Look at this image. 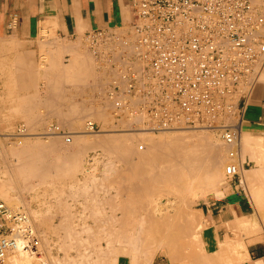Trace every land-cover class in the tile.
I'll return each mask as SVG.
<instances>
[{
	"label": "built area",
	"instance_id": "1",
	"mask_svg": "<svg viewBox=\"0 0 264 264\" xmlns=\"http://www.w3.org/2000/svg\"><path fill=\"white\" fill-rule=\"evenodd\" d=\"M85 38L106 79L109 75L106 93L117 125L155 132L219 130L228 146L226 177L243 183L250 162L241 136L264 70V11L253 0H138L126 26L101 27ZM124 44L130 48L121 50ZM86 128L101 130L93 119ZM42 133L72 140L58 123ZM30 134L26 123L14 133ZM41 244L28 211L0 196V264L16 248L39 254Z\"/></svg>",
	"mask_w": 264,
	"mask_h": 264
},
{
	"label": "bare ground",
	"instance_id": "2",
	"mask_svg": "<svg viewBox=\"0 0 264 264\" xmlns=\"http://www.w3.org/2000/svg\"><path fill=\"white\" fill-rule=\"evenodd\" d=\"M254 2L255 1H257L258 3H260L259 2V0H253ZM262 3V2H261ZM259 5V4H258ZM263 5V4H262ZM262 5H260V6H262ZM263 9V8H262ZM129 23V22H128ZM121 27L123 26V25H120ZM119 26V27H120ZM115 29V28H114ZM117 29V28H116ZM87 45V44H86ZM118 46H120L121 45V42H119L118 44H117ZM89 48V47H88ZM130 48V46L129 45H123V47H121V50H124V49H129ZM88 50V49H87ZM90 49H89V53H87V55L89 54L90 55ZM88 52V51H87ZM84 53V52H83ZM86 54V53H85ZM88 55V56H89ZM93 55V54H92ZM91 55V56H92ZM83 56V55H82ZM82 56H81V58H82ZM86 56V55H85ZM93 57V56H92ZM90 58V57H89ZM88 58V59H89ZM87 59V58H86ZM83 60V59H82ZM95 61H96V59H94ZM84 61V60H83ZM87 62V61H86ZM88 62H90V63H92V62H94V61H92V60H90L89 59V61ZM83 63H85V62H83ZM95 63V62H94ZM88 64V63H87ZM89 65V64H88ZM92 65H94V64H92ZM91 65V66H92ZM96 66V65H95ZM88 67V66H87ZM85 68V67H84ZM89 68V67H88ZM95 69V68H94ZM94 69L92 70L93 71V74H94ZM77 70V69H76ZM78 71V70H77ZM76 71V72H77ZM90 71V70H89ZM91 71V72H92ZM95 71H97L96 69H95ZM99 71H102L101 70V68H100V70ZM98 71V72H99ZM91 72H88V74L89 73H91ZM70 73V72H69ZM100 73V72H99ZM98 73V74H99ZM92 74V75H93ZM104 74V73H103ZM95 75V74H94ZM105 75V74H104ZM89 76V75H88ZM99 76V75H98ZM109 76V75H108ZM108 76H107V79H108ZM78 77V76H77ZM100 77V76H99ZM105 77H106V75H105ZM104 77V78H105ZM85 78V77H84ZM94 78V77H93ZM78 80H79V78H78ZM84 80H86V79H84ZM98 80V79H97ZM100 80V79H99ZM98 80V81H99ZM102 80H103V78H102ZM105 80H106V78H105ZM110 80V79H109ZM76 81V80H75ZM88 81V80H87ZM80 82V80L78 81V83ZM82 82H84V81H82ZM82 82H80L81 83V85H82ZM101 82V81H100ZM258 82H260V83H264V70H263V72H262V74H261V76H260V78H259V80L257 81V83ZM77 83V84H78ZM79 83V84H80ZM85 83H87V82H85ZM90 84H91V82H89ZM93 83V82H92ZM97 82H96V80H95V83H94V85L96 84ZM107 83H108V80H107ZM256 83V84H257ZM77 84H75V86L77 85ZM103 84H104V80H103ZM101 85H102V83H101ZM100 85V86H101ZM105 85H106V82H105ZM104 85V86H105ZM78 86H80V85H78ZM91 86V85H90ZM84 87V86H83ZM82 87V88H83ZM102 87V86H101ZM81 88V87H80ZM81 88V89H82ZM86 88H87V86H86ZM93 90H95V87L93 86ZM99 88V89H98ZM105 88V87H104ZM88 89V88H87ZM97 90H100V87H97L96 88ZM105 89H107V88H105ZM105 89H103V91L105 90ZM91 90H92V87H91ZM101 90H102V88H101ZM70 91V90H69ZM96 92V91H95ZM103 92L101 91V95H103V96H105V94H102ZM104 93H106V92H104ZM94 94V93H93ZM100 94H99V96H100ZM107 94V93H106ZM87 95V94H86ZM91 95V94H90ZM89 95V96H90ZM98 95V94H97ZM96 95V96H97ZM257 95V94H256ZM69 96V95H68ZM77 96H80V95H77ZM88 96V98H90ZM95 96V97H96ZM98 96V97H99ZM94 97V98H95ZM102 97V96H101ZM106 97H107V95H106ZM66 98H68V97H66ZM77 98V97H76ZM80 98V97H79ZM83 97H81V99H82ZM87 98V96H86V98H83V100L84 99H88ZM97 98V97H96ZM68 99H71V97H69ZM72 99H73V96H72ZM75 99V98H74ZM80 99V100H81ZM102 99H103V97H102ZM101 99V100H102ZM107 101H110V103H109V105L112 103L111 102V100L107 97V99H106ZM105 100V101H106ZM73 101V100H72ZM71 101V102H72ZM76 101H77V99H76ZM98 101V100H97ZM103 101H104V99H103ZM79 101H77V103H78ZM85 102V100L83 101V103ZM87 102H89V101H86V103ZM73 103V102H72ZM71 103V104H72ZM91 103H93V102H91ZM108 103H107V105H108ZM74 104V103H73ZM72 104V105H73ZM96 104V103H95ZM104 104V103H103ZM103 104H101V105H103ZM72 105H71V109L73 110V108H72ZM78 105V104H77ZM79 105H81V104H79ZM89 105H90V103H89ZM88 105V106H89ZM93 105V104H92ZM91 105V106H92ZM99 105V104H98ZM97 105V106H98ZM108 105V106H109ZM84 105H82V107H83ZM91 106L90 107H88V108H91ZM94 106V105H93ZM96 105H95V107H97ZM67 107V106H66ZM77 107V106H76ZM87 107V106H86ZM94 107V108H95ZM101 107V106H100ZM99 106L97 107V108H100ZM105 107V106H104ZM104 107H101V108H104ZM112 107H113V104H112ZM87 108V109H88ZM93 108V109H94ZM74 109H75V107H74ZM77 109V108H76ZM87 109H85V114L83 115V116H85V118L87 117V113H86V110ZM92 109V108H91ZM93 109H92V112L94 113V111H93ZM71 110V111H72ZM78 111H79V109H77ZM80 110H81V108H80ZM94 110H96V109H94ZM99 110V111H98ZM97 111L98 112H100V110H102V109H98ZM112 110H113V108H112ZM74 112H73V114H76L77 113V115H74V116H76V118H77V116H78V113H80V112H77L76 111V113H75V110H73ZM82 111H81V113H82ZM88 111H90L89 109H88ZM96 111V112H97ZM91 111H90V114H89V116L88 117H92V113ZM98 112H97V117H99L100 115L98 114ZM109 112H111V111H108L106 114H105V111L103 112L102 111V113H103V115H108L109 114ZM113 112V111H112ZM66 113V112H65ZM92 113V114H91ZM101 113V114H102ZM70 114V112H68V115ZM112 114V113H111ZM65 115V114H64ZM67 115V116H68ZM99 115V116H98ZM102 115V116H103ZM113 115V114H112ZM61 116H63V115H61ZM71 117L70 116V120H72V118H73V120H74V118L75 117ZM80 116H81V114H80ZM58 117V116H57ZM65 117V116H64ZM97 117H96V119H97ZM107 117V116H106ZM106 117H103L104 119L106 118ZM59 118V117H58ZM95 118V117H94ZM94 118H93V120H94ZM100 118V117H99ZM102 118V117H101ZM100 118V119H101ZM108 118V117H107ZM64 119V118H63ZM68 119H69V116H68ZM79 119H80V117L77 119L78 121H79ZM84 119V118H83ZM83 119H81V121L83 120ZM91 118H89V119H87L85 122H87L88 120H90ZM85 120V119H84ZM113 120H114V118H113ZM112 120V121H113ZM64 122H62V123H65V122H68L67 121V119H66V121L65 120H63ZM104 121H106V120H104ZM112 121H110V122H112ZM59 122V123H58ZM54 121V122H52V123H58V124H60V122H61V118H60V120L59 121ZM70 122V121H69ZM75 122V121H74ZM74 122H72L73 124H74ZM82 122H83V125H82ZM81 122V125L82 126H84V121H82ZM97 122H99V121H97ZM107 122H109L108 120H107ZM109 122V123H110ZM72 123H68V124H72ZM67 124V123H66ZM75 124H80L79 122L77 123V122H75ZM101 124V123H100ZM104 124V123H103ZM113 124H116V123H113ZM46 125V124H45ZM50 125V124H49ZM48 125V126H49ZM61 125V124H60ZM65 125V124H64ZM102 125V124H101ZM28 126V125H27ZM47 126V125H46ZM47 126V127H48ZM61 126H63V125H61ZM70 126V125H69ZM82 126H81V128H82ZM46 127V128H47ZM63 127H65V126H63ZM68 127V126H67ZM67 127H65V128H67ZM72 127H73V125H72ZM76 127H78L79 128V126H76ZM75 127V128H76ZM85 127V128H84ZM83 128L85 129L84 131H79V130H76V129H78V128H76L75 130H70V132H71V134H72V140L70 141V142H68V141H66L65 140V136L64 135H62V134H60V133H54V134H51V135H56V136H62V137H64V139H62V137H61V139L62 140H65V143H67L66 145H71V147L73 146V144L74 145H76L75 143H72L73 141H74V137L75 136H80V135H82V136H86V138H84L83 137V140L85 141V142H87L88 144H89V146L90 145H92L91 143H93L94 145L93 146H95L96 145V147H97V145L99 146L101 143H103V145H105L106 143H108V145H109V148L108 149H111L110 148V146H113L112 148L113 149H115V151H120L118 154L115 152V151H113V149H112V151L111 150H106V151H108V152H110V153H108V154H111V152H112V154L111 155H114L113 153L115 152L116 153V157H115V159L116 158H118V157H122V158H124V160H122L121 158V160L123 161V163H128V164H126V165H129L130 166V172L128 173V171H127V174H123V172H122V175H120V183H121V189H120V191L121 190H125V192L127 193V191L126 190H130V192L129 193H132V194H137V195H140L141 194V192H143V191H148V192H146V195L148 194H150V193H152V192H149V191H154L155 192V190H156V192H157V190L159 189V191L161 190V188H163L164 187V191H165V187L166 188H168V189H172V191L173 190H176L177 192L179 191V192H181L180 194L182 195H180V197H179V195H178V193L177 194H175V196H176V199H174L173 198V200L171 201V199L169 198V196H167L168 195V193H167V195L166 196H159L158 195V193L156 194V196H154V194H151V199L149 200V203H147L146 201H144L143 203H145L146 202V204H143L141 201H143V200H145L146 198H144V199H140L141 201L139 202H137V201H135V203L137 202L138 203V205L137 206H139V205H143L142 207L144 208V210L145 209H147L148 210V212L146 211V213H148V215H147V217H146V220L144 219V217L146 216V214H143L144 215V217H143V219H142V216H136L137 218L138 217H141L140 218V220H141V222H142V224L141 225H139L138 227H139V229L138 230H136V231H132L133 232V234L131 233V231H130V229L129 228H127L126 227V224L127 223H125V226H123V222H121L122 224H120L118 221H117V223H119V225L118 226H121L120 228H122V226H123V228H122V233H125V232H123V230L124 231H126L127 229H128V231H130V234L129 235H125V237L123 238L122 237V233L121 234H118V233H116V234H118L117 235V237H122L121 239H122V241H123V244H125V246L127 247L128 246V244L130 245V247L128 248V249H126V251H127V255H123V256H119L118 257V253H116L115 255H113V256H110V257H108V255H110V254H108V253H106L107 251L110 253V249L109 250H107L106 252H105V250L106 249H102L101 248V246L100 247H98V245H97V248L95 249V247L96 246H94V252H96V250H100L99 248H101L106 254H108L107 255V257L105 256V259L104 260H101L100 262L99 261H96L97 262V264H151L152 263V261L154 260V258H155V256L157 255V253L160 251V249L161 250H163V249H167L168 251L167 252H169L170 253V255H171V257H172V260H174L175 258H177V255L180 253V254H184V258H186L187 256H190V254L189 253H185L186 251H184L182 248H181V246H180V242L183 240V235H184V233L181 231V227H182V225H185V222H188V223H190L191 224V226H187L188 225V223H187V225H185L187 228L189 227V228H193L194 229V227L193 226H195V224H197V219H195L196 218V216H195V214L196 213H193V211L191 210V205L193 204V202L194 201H196V199H197V197L199 196V195H201V193L202 194H205L206 192H208L209 190H212V189H217V187H219L220 185H219V182H220V180H221V178L222 177H225V176H223V174L225 173L224 172V169H225V165H224V160L227 158V156H226V151H227V148H228V146L225 144V142H224V140L222 139V137H221V139L222 140H219V141H222L223 142V144L225 145V149H223V150H225V153H224V155H223V152H222V147L220 148V145L219 144H217V140L215 139V141H214V133L212 134L211 132L210 133H208V132H204L203 130H208V131H210V130H216V129H213V128H179V127H177V128H175V129H169V130H173V131H175V133H173V134H171V135H165V132H164V136H161L160 138H156V136L155 135H153V134H151V132H155V131H152V130H145V129H132V130H130V129H126V128H122L121 129V131H120V128H118L119 129V131L120 132H111V131H109V134L108 135H103L104 133L106 134V132H103L102 131V129L101 130H99V131H89V130H87V128H86V125L84 126ZM101 127V126H100ZM29 128V127H28ZM45 128V129H46ZM71 128V127H70ZM80 128V129H81ZM43 129V131L45 130L44 128H42ZM41 129V130H42ZM68 129V128H67ZM73 129H74V127H73ZM117 129V130H118ZM29 130H30V128H29ZM198 130H200L199 132H198ZM40 131V130H39ZM39 131H35V133L36 132H39ZM103 133H102V132ZM161 131H164V130H161ZM31 132V131H30ZM88 132V133H87ZM98 132H101L100 134L98 133ZM92 133V134H91ZM94 133V134H93ZM96 133H98V134H96ZM5 134V133H4ZM12 134V133H11ZM37 134V133H36ZM36 134H33V133H31L30 135H34V136H36ZM44 133H42V131H41V133H39L38 135H41V136H44L43 135ZM220 134H221V132H220ZM8 135V134H7ZM6 135V136H7ZM51 135H48V136H51ZM89 135H91V136H93L92 137V139L90 138V137H88ZM96 135H103V136H101L102 137V139H100L99 137L98 138H96L97 136ZM259 135V134H258ZM27 136H29V135H27ZM26 136V137H27ZM81 136V137H82ZM94 136H96L95 138H94ZM88 137V138H87ZM157 137H158V135H157ZM243 137H244V139H243ZM46 138V137H45ZM54 138V137H53ZM52 138V139H53ZM23 139V138H22ZM34 139V138H33ZM56 139H58L57 137H56ZM55 139V140H56ZM60 139V141L59 142H57L56 143V141L55 140H53V141H55V143L56 144H58V143H60L62 140ZM243 139V140H242ZM24 140V139H23ZM19 141L21 144H22V142H24V141ZM48 140V139H47ZM51 140V139H50ZM137 140L139 141V143L138 144H136V142H137ZM140 140H143V141H141L140 142ZM245 140V142H243ZM31 141V140H30ZM40 141V140H39ZM76 141V140H75ZM253 141H255V144L253 143V145L257 148V144H262L263 145V143H264V137H263V135L262 136H260L259 135V137L258 136H256V134L254 135V134H251V132H248L246 129H245V127H244V129H243V132H242V136H241V144H242V146L244 145L243 143H245L247 146H248V144H251V142H253ZM104 142H106V143H104ZM222 142H221V145H223L222 144ZM50 143H53V142H50ZM50 143L48 144V145H46V146H44L45 147V149H48V146L50 145ZM55 143H53L54 145H55ZM71 143V144H70ZM80 143H83V142H80ZM87 143H83V144H87ZM2 144V143H1ZM36 144V143H35ZM41 144V143H40ZM61 144V143H60ZM59 144V145H60ZM63 144V143H62ZM62 144H61V146H62ZM87 144V145H88ZM3 145V144H2ZM31 145H32V143H31ZM52 145V144H51ZM59 145H57V148H58V146ZM64 145V144H63ZM65 145V146H66ZM102 145V144H101ZM102 145V146H103ZM258 145L259 147V149H260V147H262V152H263V146L261 145ZM36 146H37V144H36ZM60 146V147H61ZM64 146V147H65ZM101 146V147H102ZM106 146V145H105ZM104 146V147H105ZM253 146V148H255ZM44 147L42 148H39V150H41V149H43L44 151H45V149H44ZM50 147V146H49ZM59 147V148H60ZM67 147V146H66ZM69 147V146H68ZM67 147V148H68ZM75 147V146H74ZM86 147V146H85ZM96 147H94V148H96ZM20 148V147H19ZM28 148V147H27ZM31 148V147H30ZM37 148V147H36ZM53 148H55V146L53 147ZM52 148V149H53ZM62 148H63V146H62ZM66 148V149H67ZM84 148V145H83V147L81 146V149L80 150H82ZM87 148V147H86ZM90 148V147H89ZM92 148V147H91ZM107 148V147H106ZM252 148V149H253ZM256 148L254 149V150H252V152L254 151V155H252L254 158H258V156L259 155H261V150L260 151H258V149H257V151H256ZM52 149H50V150H52ZM66 149H63V151H65ZM85 149V148H84ZM117 149V150H116ZM243 149H244V147L242 148V151H243ZM4 150V149H3ZM21 150V149H20ZM32 150V149H31ZM30 150V152L31 153H27L26 151H29V149L28 150H26V149H24V152H26L27 154H32V152H33V154H35V152L34 151H31ZM35 150H37V149H35ZM55 150V149H54ZM79 150V149H78ZM77 150V151H78ZM79 150V151H80ZM87 150V149H86ZM104 150V149H103ZM12 151V150H11ZM69 152H71V150H68ZM73 151V150H72ZM78 151V152H79ZM84 151V150H83ZM82 151V152H83ZM258 152V153H256V152ZM23 152V153H24ZM41 153L43 152V151H40ZM47 152V151H46ZM45 152V153H46ZM49 152V151H48ZM52 152V151H51ZM54 152V151H53ZM81 152V151H80ZM79 152V153H80ZM104 152V151H103ZM2 153V152H1ZM13 153V152H12ZM16 153V152H15ZM26 153H24L25 155H26ZM37 153V152H36ZM45 153H43V155L45 154ZM57 153V152H56ZM68 153V152H67ZM74 153L76 154V152L74 151ZM73 153V154H74ZM48 154V153H47ZM50 154V153H49ZM65 154H66V152H65ZM121 154V155H120ZM243 154H244V152H243ZM1 155H3V154H1ZM24 155V156H25ZM36 155V154H35ZM62 155V154H61ZM77 155V154H76ZM76 155H73V156H76ZM103 155V154H102ZM106 155V154H105ZM117 155H118V157H117ZM33 157H35L34 155H32ZM79 156V155H78ZM77 156V157H78ZM83 156H85V155H83ZM246 156V155H245ZM261 156H263V154L261 155ZM33 157H31V156H29V157H26L27 159L28 158H32L31 159V161L33 160ZM38 157V156H37ZM47 157H49V156H47ZM46 157V158H47ZM66 157H68V155L66 156ZM72 157V156H71ZM9 158V157H8ZM20 158V157H19ZM39 158V157H38ZM37 158V159H38ZM44 159H42V158H40V159H42V160H44L45 161V157H43ZM58 158H60V157H58ZM58 158H56V159H58ZM108 158V157H107ZM111 158V157H110ZM112 158H114V156L112 157ZM16 159H17V157H16ZM51 159V158H50ZM62 159H64V158H62ZM71 159V158H70ZM79 159V158H78ZM81 159V158H80ZM119 159V158H118ZM119 159V160H120ZM253 159V158H252ZM10 160V159H9ZM30 160V159H29ZM36 159H34L33 161L34 162H36L37 161V163H38V161H39V159L38 160H36ZM48 160V159H47ZM47 160L45 161V163H47L48 164V162H47ZM59 160V159H58ZM65 160V159H64ZM64 160L62 161V163L64 162ZM66 160H68V159H66ZM117 160V159H116ZM115 160V161H116ZM120 160V161H121ZM11 161V160H10ZM19 161H23V160H19ZM51 161V160H50ZM53 161H54V159H53ZM57 161V160H56ZM61 161V159L58 161V162H60ZM70 161V160H69ZM25 162V161H24ZM28 162H30V161H28ZM40 162H43V161H39V163ZM57 162V164H59V168H61V162L60 163H58ZM73 162H75L74 160L71 162L70 161V163H73ZM80 162V161H79ZM107 162H109L108 160H107ZM117 162V161H116ZM119 162V161H118ZM7 163V162H6ZM19 163V162H18ZM18 163H17V165H18ZM32 163V162H31ZM36 163V164H37ZM44 163V164H45ZM50 163V162H49ZM120 163V162H119ZM118 163V164H119ZM5 164V163H4ZM3 164V166H7V165H4ZM9 164V163H8ZM26 164H27V162H26ZM36 164H34V165H36ZM65 163H63V165H64ZM69 164V163H68ZM74 164V163H73ZM76 164V163H75ZM79 163H77V167H79V166H81V165H78ZM109 164H111V162L110 163H108V165ZM10 165V164H9ZM16 165V164H15ZM19 165H20V163H19ZM24 165V163L22 164V166ZM32 165L33 164H31V166L29 165V164H27V166H28V168L30 169V173L32 174V173H34L33 171V168H30V167H32ZM33 165V166H34ZM49 165V164H48ZM50 165H51V168H52V165L53 164H51L50 163ZM50 165H49V168H48V166L46 167L45 165H41V167L42 166H45V167H42V169H43V171H47V170H45L46 168H48V169H51L50 168ZM69 165H71V164H69ZM106 165H107V163H106ZM107 165V166H108ZM119 165H121V164H119ZM13 166V165H12ZM24 166H26V165H24ZM20 167L19 168V166H16V167H18L19 169H21V170H19V169H17V170H19L18 172L20 173V175L22 174L23 176H21V177H23L24 178V180L27 182V186L25 187L26 189H31L30 191H34L35 190V186L36 185H33L32 183H31V180H29V178H30V175H28V174H30V173H27V172H29L27 169H26V167ZM66 166V165H65ZM111 166H113L112 164H111ZM129 166H128V169H129ZM40 167V168H41ZM53 167H54V165H53ZM64 167V166H63ZM70 166H68V168H69ZM74 167H75V165H74ZM82 167V166H81ZM116 167V166H115ZM121 167V166H120ZM0 168H2V167H0ZM108 168V167H107ZM112 168V167H111ZM116 168H118V167H116ZM121 168H123V167H121ZM264 167H259V166H256V167H253V168H246L245 170H244V177H243V185L245 186V187H247V189H248V191H247V193L249 192V195H250V199L252 200V202H253V204H254V207H255V209H256V211H257V213L258 212H261L260 214H262V212L264 211V201L262 202V199H261V197L259 196V192L257 191V189H255L250 183L251 182H254L255 180H258V179H260V177L262 176V174H263V176H264V169H263ZM63 169V168H62ZM66 169H67V167H66ZM77 169V168H76ZM108 169H110V167L108 168ZM112 169H114V167L112 168ZM112 169H110V170H112ZM119 169V168H118ZM118 169H116V170H118ZM126 169H127V167H126ZM1 170V169H0ZM41 170V169H40ZM54 170V169H53ZM53 170H49L50 172L51 171H53ZM74 170V169H73ZM54 171H56V173L58 172L57 171V168H56V170H54ZM64 171V170H63ZM62 171V172H63ZM108 171L109 170H107L106 172L108 173ZM119 171V170H118ZM121 171V170H120ZM125 171V170H124ZM25 172L27 173V174H25ZM37 172H39V171H37ZM48 172V171H47ZM49 172V173H50ZM61 172V173H62ZM67 172V171H66ZM65 172V173H66ZM78 172V171H77ZM113 173H114V171H112ZM111 172V173H112ZM116 172V171H115ZM132 172V173H131ZM3 173H4V175H5V177L6 178H0V195H1V197H3L4 198V200L6 199V198H9V192L11 193L12 191H15V194H16V192H17V199L19 200L18 202H21L22 203V200H23V202H27L28 200H26L25 198V200L26 201H24V199H23V197H24V195H23V193H22V186H23V188H24V183L23 184H21V181H23V179L19 176V173H17V171H16V169H15V167H6V169H4L3 170ZM41 173V172H40ZM51 173H54V172H51ZM56 173H54V175L56 174ZM60 173V172H59ZM64 173V172H63ZM74 173V172H73ZM90 173V172H89ZM102 173H103V170H102ZM109 173H110V171H109ZM110 173V174H111ZM120 173V172H119ZM119 173H116V175L117 174H119ZM125 173H126V171H125ZM130 173L132 174V175H130ZM36 174V173H35ZM43 174V173H42ZM48 174V173H47ZM68 174H70L69 172H68ZM109 174V175H110ZM37 175V174H36ZM41 175V174H40ZM45 175V174H44ZM43 175V176H44ZM51 175V174H50ZM49 175V176H50ZM61 175V174H60ZM105 175H106V173H105ZM105 175L103 176V177H105ZM113 175V174H112ZM112 175H110V176H108V174L106 175V177L108 176L109 178L112 176ZM226 175V174H225ZM1 176V175H0ZM37 176H39V175H37ZM49 176H48V178H49ZM52 176V175H51ZM50 176V177H51ZM67 176V175H66ZM70 176V175H69ZM73 176V175H72ZM71 176V177H72ZM94 176V175H93ZM42 177V176H41ZM55 177H58V179H59V175L58 176H55ZM70 177V178H71ZM85 177H87L88 178V176H85ZM90 177V176H89ZM97 177V176H96ZM100 177V176H99ZM105 177V178H106ZM21 178V181L19 180ZM39 178H40V176H39ZM43 178V177H42ZM45 178V177H44ZM62 178V177H61ZM65 178V177H64ZM74 178V177H73ZM83 178V177H82ZM86 178V179H87ZM92 178V177H91ZM94 178V177H93ZM262 178V177H261ZM31 179V178H30ZM33 179V178H32ZM66 179H68V178H66ZM79 179V178H78ZM96 179V178H95ZM104 178H102V180H103ZM41 180V179H40ZM44 180V179H43ZM42 180V181H43ZM61 180V179H60ZM76 179H74V181H75ZM88 180V179H87ZM90 180H93V179H90ZM110 180V179H109ZM113 179H111V181H112ZM261 180V179H260ZM63 181V180H62ZM61 181V182H62ZM66 181V180H65ZM69 181V180H68ZM80 181V180H79ZM96 180H94V182H95ZM106 182H108V179H106L105 180ZM103 182L104 184V186H106L105 184H106V182ZM110 181V182H111ZM117 181V180H116ZM116 181L114 180V182L116 183ZM259 181V180H258ZM73 182V181H72ZM77 182V181H76ZM86 182V181H85ZM99 182V181H98ZM113 182V181H112ZM227 182V181H226ZM62 183H65V182H62ZM70 183V182H69ZM80 183V182H79ZM79 183H78V185H79ZM255 183V182H254ZM258 183V182H257ZM261 183V182H260ZM74 184V183H73ZM84 184H87V183H84ZM97 184V183H96ZM96 184H93V182H92V185H96ZM99 184V183H98ZM113 184V183H112ZM25 185H26V183H25ZM91 184H89V186H90ZM118 186H119V184H117ZM250 185L252 186L251 188H249L250 187ZM71 186V185H70ZM84 186V185H83ZM86 186H88V184L86 185ZM111 186H113V185H111L110 184V187ZM117 186V187H118ZM119 186V187H120ZM256 186V185H255ZM73 187V186H72ZM75 187V186H74ZM78 187V186H77ZM95 187H97V186H95ZM116 187V186H115ZM114 187V188H115ZM64 188V187H63ZM79 188V187H78ZM88 188V187H87ZM86 188V189H87ZM90 188V187H89ZM93 188V187H92ZM91 188V189H92ZM102 188V187H101ZM107 188H109V185L106 187V189ZM112 188V187H111ZM110 188V189H111ZM262 188V187H261ZM57 189H58V187H57ZM61 189V188H60ZM59 189V190H60ZM82 189L84 190V192H87L86 191V189H84L83 187H82ZM106 189H104V191H106ZM116 189H119V188H116ZM167 189V190H168ZM73 190H75V188L73 189ZM76 190H78V189H76ZM80 190H81V188H80ZM88 190V189H87ZM97 190V189H96ZM167 190H166V192H167ZM116 191V190H115ZM120 191H117V192H120ZM132 191V192H131ZM164 191H162V193H164ZM59 192H62V190H60ZM58 192V193H59ZM90 192V191H89ZM107 192H109L108 191V189H107ZM107 192H105V193H103V194H106ZM117 192H113V193H116L115 194V197H114V194H112V196H111V199L112 200H114L115 198H117ZM122 192V191H121ZM120 192V193H121ZM124 192V191H123ZM124 192V193H125ZM263 192V191H262ZM77 193H79L78 191H77ZM82 193V192H81ZM124 193L121 195V197L124 195ZM128 193V194H129ZM140 193V194H139ZM161 193V194H162ZM172 193V192H171ZM170 193V194H171ZM28 194V193H27ZM85 194V193H84ZM88 194V193H87ZM90 194H92V193H89V195ZM131 194V195H132ZM164 194H166V193H164ZM174 194H172V195H174ZM11 195H12V193H11ZM25 195H26V193H25ZM31 195H32V193H31ZM73 195V194H72ZM78 195V194H77ZM95 195V194H94ZM97 195H99L98 193H97ZM143 195H145L144 193H143ZM145 195V196H146ZM152 195L154 196V197H152ZM262 195V194H261ZM36 196V195H35ZM60 196V195H59ZM70 196V195H69ZM101 196H102V194H101ZM129 196V195H128ZM127 196V197H128ZM145 196H143V197H145ZM178 196V197H177ZM15 197V196H14ZM26 198H27V196H25ZM31 197V196H30ZM38 197V196H37ZM72 197V196H71ZM106 197V196H105ZM112 197H114V199L112 198ZM140 197H142V194H141V196ZM174 197V196H173ZM263 197V196H262ZM13 200H14V198L13 197H11ZM21 198H22V200H21ZM32 198H33V196H32ZM74 198H76V197H74ZM88 198V197H87ZM91 198V197H90ZM94 198V197H93ZM120 198V197H119ZM130 198H133V196L131 197L130 196ZM139 198V196H137V199ZM148 198H150V197H148ZM10 199V198H9ZM31 199V198H30ZM121 199V198H120ZM133 199H135V200H137L136 199V196H135V198H133ZM264 199V198H263ZM58 200V202H59V199H57ZM82 200V199H81ZM85 200V199H84ZM102 200V199H101ZM105 200V199H104ZM109 200V199H108ZM123 200H124V198H123ZM129 200V199H128ZM128 200H127V202H128ZM11 201V200H10ZM87 201V200H86ZM106 201V200H105ZM120 200H118L117 202H119ZM134 201V200H133ZM132 200H131V203L130 204H134V202H133ZM12 202V201H11ZM28 202H30V201H28ZM100 202V201H99ZM108 202V205H110V204H113L112 202L110 203V200L109 201H107ZM113 202H116V201H113ZM117 202L115 203V204H117ZM124 202V201H123ZM8 203V202H7ZM62 203V202H61ZM81 203H82V201H81ZM104 203V202H103ZM125 203H126V201H125ZM129 203H126V204H128L127 205V207H130V204ZM27 203H25V205H26ZM85 203H83V205H84ZM107 204V203H106ZM114 204V205H115ZM123 205L124 206V204H122V202L120 201V203L118 204V205ZM133 204H132V206H133ZM11 205V204H10ZM19 205V204H18ZM24 205V206H25ZM28 205V204H27ZM114 205H113V207H114ZM118 205H116L115 206V208L116 207H119ZM120 205V206H121ZM136 205V204H135ZM145 205H147V207L145 206ZM20 206V205H19ZM60 206V205H59ZM85 206V205H84ZM83 206V207H84ZM88 206V205H87ZM103 206H104V204H103ZM111 206L112 205H110V208H111ZM137 206L135 207L134 206V208H137ZM145 206V207H144ZM194 206V205H193ZM25 207H28V206H25ZM58 207V206H57ZM82 207V208H83ZM112 207V208H113ZM126 207V206H125ZM127 207H126V209H127ZM141 207V208H142ZM13 208L15 209V207L13 206ZM17 208H20V207H17ZM72 208V207H71ZM70 208V209H71ZM86 209L88 208V207H85ZM109 208V207H108ZM109 208V210L111 211V209ZM114 208V211L117 209H115ZM123 207H120V209H122ZM132 208V207H131ZM131 208H128L127 210H129V209H131ZM134 208L132 209V210H134ZM139 208H140V206H139ZM139 208L137 209L138 210V212H140L139 211ZM140 208V209H141ZM143 208H142V210H143ZM23 209V208H22ZM101 209V208H100ZM103 209V208H102ZM125 209V208H124ZM124 209H122V210H124ZM30 210V209H29ZM34 210V209H33ZM69 210V209H68ZM83 210H84V208H83ZM119 210V209H118ZM126 210V211H127ZM172 210H173V212H172ZM174 210H175V212H174ZM27 211V210H26ZM35 211V210H34ZM32 212V211H30V212H32V214L33 213H35V212ZM59 211H63V210H60L59 209ZM59 211H57V213L59 214ZM91 211V209L89 210V212ZM93 211V210H92ZM91 211V212H92ZM103 211V210H102ZM121 211V210H120ZM125 211V212H126ZM131 210H129L128 212H130ZM37 212V211H36ZM68 212V211H67ZM76 212V211H75ZM82 212V210L80 211V213ZM88 212V211H87ZM90 212V213H91ZM104 212V211H103ZM112 213H115V212H113V210L111 211ZM110 212V213H111ZM122 212V211H121ZM125 212L123 211V213L125 214ZM134 213H136L137 214V212L134 210L133 211ZM133 212L131 211V214H133ZM143 212V211H142ZM29 213V212H28ZM37 213H39V212H37ZM56 213V214H57ZM60 213H63V212H60ZM83 213V212H82ZM85 213V212H84ZM89 213V215H92V214H90ZM98 213V212H97ZM100 213V212H99ZM98 213V214H99ZM105 213V212H104ZM106 213H108L107 211H106ZM122 213V214H123ZM141 213V212H140ZM139 213V214H140ZM194 215H193V214ZM30 215H31V217H32V214L31 213H29ZM40 214V213H39ZM56 214H54V215H56ZM77 214V213H76ZM94 214V213H93ZM96 214V213H95ZM94 214V215H95ZM121 214V213H120ZM129 214V213H128ZM135 214V215H136ZM141 214V215H142ZM184 214V215H183ZM247 214V213H246ZM37 215V214H36ZM60 215V214H59ZM61 215H63V214H61ZM60 215V216H61ZM73 215V214H72ZM71 215V216H72ZM84 216H86V214H83ZM88 215V214H87ZM88 215V216H89ZM108 215V216H107ZM107 215H103V216H106L107 217V220H108V217H109V213L107 214ZM111 215V214H110ZM112 215H114V214H112ZM111 215V219L112 218H114L113 220H115L116 221V219H117V217L115 216V217H113ZM117 215V214H116ZM130 215V214H129ZM134 215V214H133ZM134 215V216H135ZM200 215V214H199ZM35 215H33V217H32V219H33V222H34V217ZM57 216V215H56ZM67 216V215H66ZM68 216H69V212H68ZM70 216V217H71ZM82 216V215H81ZM80 215H79V217H81ZM103 216H101V218L103 217ZM120 216V215H119ZM118 216V217H119ZM122 216H124V215H121V217ZM126 216V215H125ZM124 216V217H125ZM134 216H132L133 218H134ZM194 216V217H193ZM251 216V215H250ZM78 217V216H77ZM77 217H75V218H77ZM91 217V216H90ZM97 217H100V216H97ZM120 217V218H121ZM123 217V218H124ZM128 217V216H127ZM127 217H125V218H127ZM200 217V216H199ZM199 217H197V218H199ZM259 217V216H258ZM262 217V216H261ZM60 218V217H59ZM62 219L63 218H65V221L67 220L66 218L67 217H61ZM74 218V217H73ZM87 218H89V217H87ZM93 218V217H92ZM94 218H95V216H94ZM101 218H99L100 220H101ZM103 218H105V217H103ZM116 218V219H115ZM119 218V219H120ZM122 218V219H123ZM125 218L123 219V221L125 220ZM133 218H131V219H133ZM137 218H135V219H137ZM263 218H264V216H263ZM62 219H58V220H60L59 222H62L63 223V221H64V219H63V221H62ZM69 219V218H68ZM78 219V218H77ZM80 219V218H79ZM110 219V220H111ZM118 219V220H119ZM122 219H120L121 221H122ZM128 219V218H127ZM127 219L125 220V222H127ZM139 219V218H138ZM137 219V220H138ZM253 219H255V221H253V225L252 226H255L256 225V222H257V219H256V216L253 218ZM93 220V219H92ZM91 220V221H92ZM104 220V219H103ZM119 220V221H120ZM129 220V219H128ZM136 220V221H137ZM139 220V221H140ZM143 220V221H142ZM246 220V219H245ZM71 221V220H70ZM84 221V220H83ZM109 221V220H108ZM114 221V222H115ZM130 221V220H129ZM135 221V220H134ZM133 221V222H134ZM139 221H137L138 223H139ZM182 221H184L183 223L184 224H182L181 225V223H182ZM43 222V221H42ZM67 222H69V220L67 221ZM66 222V223H67ZM72 222H73V220H72ZM76 222V221H75ZM79 222V221H78ZM100 222H102L101 224H103V221H100ZM100 222H99V224H100ZM104 222H106L107 224H108V222L107 221H105L104 220ZM113 221H112V224L111 223H109V225L111 224V225H113V223H114ZM131 222V221H130ZM137 222H135V223H137ZM140 222V223H141ZM244 222V221H243ZM247 222V221H246ZM36 222H34V224H35ZM61 223V224H62ZM84 223V222H83ZM86 223H87V221H86ZM91 223V222H90ZM89 223V224H90ZM247 223H249V222H247ZM60 224V225H61ZM76 224H77V222H76ZM75 224V225H76ZM89 224H87V225H89ZM92 224V223H91ZM90 224V225H91ZM128 224H130V223H128ZM127 224V225H128ZM192 224H194L193 226H192ZM37 225H39V224H37ZM37 225H35V226H37ZM57 224L55 223L54 224V226H56ZM64 225V227H62V229H64L65 228V230H67V232H69V234L70 233H74L75 234V236H78L77 235V231H75L74 230V232H70V230L71 231H73V229H68V226H69V223H68V225H67V228L65 227L66 225L65 224H63ZM74 225V224H73ZM73 225L71 226L70 225V227H73ZM83 225V224H82ZM89 225V227H92V226H90ZM92 225H94V224H92ZM111 225H110V227H108V230L110 231V229L112 230V228H111ZM135 226V224H132V226ZM138 225V224H137ZM136 225V226H137ZM261 225V224H260ZM264 225V224H263ZM41 226V225H40ZM80 226H81V224H80ZM96 226H98V225H96L95 224V227ZM113 226H115V225H113ZM117 226V227H118ZM129 226V225H128ZM39 227V226H38ZM56 227H58V226H56ZM61 227V226H60ZM75 227V226H74ZM83 227H85V225H83ZM86 227H88V226H86ZM89 227L87 228V230L89 229ZM94 227V228H95ZM117 227L116 228H113V229H117ZM125 227H126V229H125ZM130 227V226H129ZM196 227H197V225H196ZM262 227V226H261ZM81 228V227H80ZM102 228H103V225H102ZM101 228V230L102 231H106V229H104L105 228V226H104V230ZM107 228V227H106ZM42 229H43V227H42ZM56 230H55V235H59L60 234V232H58L57 231V228H55ZM58 229H61V228H58ZM75 229V228H74ZM91 229V228H90ZM96 229H98L97 227H96ZM96 229H94L95 230V232H97L96 231ZM135 229H137V228H135ZM178 229H180V233H179V231H178ZM182 229H184V226L182 227ZM81 230L82 231H84V228L82 229L81 228ZM85 230H86V228H85ZM91 230H93V228L91 229ZM99 230V229H98ZM121 229H119V231H120ZM131 230H132V227H131ZM133 230H134V227H133ZM184 230H186V229H184ZM190 230H192V229H190ZM59 231H61V230H59ZM103 232V233H106L105 235H107V233L109 234V231L107 232ZM114 230H112V234L113 233H115V232H113ZM193 231V230H192ZM56 232H58L57 234H56ZM63 233V235H64V237H65V241H66V234H68V233ZM81 232V231H80ZM86 232H90V230L89 231H86ZM85 232V233H86ZM94 232V231H93ZM118 232V231H117ZM127 232V231H126ZM178 232V233H177ZM194 233H196L195 232V229H194V231H193ZM205 232V233H204ZM61 233V234H62ZM83 233V232H82ZM82 233H80V235H82ZM111 233V232H110ZM188 233H191V232H188ZM198 234H199V232H197ZM60 234V236H62ZM68 234V236L69 237H71V236H74V235H72V234H70L69 235ZM79 234V233H78ZM89 234H91V233H89ZM93 234V233H92ZM97 234H98V232H97ZM112 234L110 235V237L112 238L113 236H116V235H113L112 236ZM180 234L182 235L181 236V238H180ZM195 235L193 238H192V242H194V244H195V242L196 241H198V239L199 240H201L204 244H206L207 245V248H208V250H209V252L211 253V252H213L212 250H211V248H212V246H214V240H212V236H211V234L207 231H203L202 232V234H201V236H200V234L199 235ZM53 235V234H52ZM57 235V236H58ZM79 235V236H80ZM86 235H87V233H86ZM104 235V234H103ZM104 235V237H106ZM119 235H121V236H119ZM188 234H186V236H187ZM41 236V235H40ZM45 236H46V233H45ZM60 236H58V237H60ZM78 236V237H79ZM85 236V235H84ZM87 236H89V235H87ZM86 236V237H87ZM91 236V235H90ZM89 236V238H91ZM98 236V235H97ZM102 236V235H101ZM124 236V235H123ZM52 237V236H51ZM54 237V236H53ZM52 237V238H53ZM63 237V236H62ZM68 237V238H69ZM100 237V236H99ZM41 238H44V237H41ZM52 238L51 239H49L47 236H46V238L45 239H43V240H41L44 244H47L48 242H50V240L51 241H53L52 240ZM75 238V237H74ZM82 238H84V237H82ZM81 238V239H82ZM89 238H86L85 240H86V243H87V239H89ZM92 238H94V241L95 240H97V242H99L98 241V239L99 238H97V239H95V236L94 237H92ZM91 238V239H92ZM100 238H102V237H100ZM185 238V237H184ZM54 239V238H53ZM60 239V238H59ZM70 239V238H69ZM80 239V238H79ZM79 239H77V240H79ZM115 239V238H114ZM118 239V238H117ZM121 239L119 240V241H121ZM191 239V238H190ZM57 242H58V239H55ZM68 240V239H67ZM76 240V241H77ZM90 240V239H89ZM104 240H106L107 241V239H104ZM108 240H109V238H108ZM116 240V239H115ZM189 240V239H188ZM55 241V242H56ZM63 241V240H62ZM61 241V242H62ZM64 241V242H65ZM74 241H75V239H74ZM75 241V242H76ZM80 241V240H79ZM105 241V242H106ZM118 241V240H117ZM119 241H118V243H119ZM121 241V242H122ZM41 242V243H42ZM54 242V241H53ZM56 242V243H57ZM60 242V241H59ZM58 242V243H59ZM71 241H69V242H66V243H68V245H69V243H70ZM72 242H73V239H72ZM90 242V241H89ZM96 242V241H95ZM108 242V241H107ZM110 242H113V240H111ZM110 242H108V243H110ZM228 242V241H227ZM238 242V241H237ZM242 242V241H241ZM239 243L238 245H237V243L235 242V244L236 245H230V248H229V245H226V247H225V245L224 244H221L222 245V247H220V249H222V250H224L225 251V249L227 250V252H228V254H229V256L227 255V253H226V251L224 252V253H226V257H227V260L229 261H231L232 259H234V260H236V261H239L240 260V258H242L243 257V254L245 255V254H247V248H246V245H245V243L244 242H242V243ZM56 243H55V245H56ZM58 243H57V248H56V250L58 249V251L60 250L59 249V247H61V246H59L61 243H59V245H58ZM66 243H64L65 244V246L67 245ZM77 243V242H76ZM76 243H73V244H76ZM80 243H81V241H80ZM91 243V242H90ZM108 243H106V246L108 245ZM116 243V242H115ZM114 243V244H115ZM118 243H116V244H118ZM44 244L42 245L41 244V246H43L44 247ZM51 244H52V242H51ZM62 244H63V242H62ZM64 244L62 245L63 246V248H61V249H64L65 247H64ZM72 244V243H71ZM70 244V245H71ZM83 246H85L86 244L84 243V241H83ZM92 244H93V242H92ZM99 244V243H98ZM105 244V243H104ZM226 244V243H225ZM48 245V244H47ZM54 245V246H55ZM78 245H79V243H78ZM81 245V244H80ZM91 245V244H90ZM96 245V244H95ZM113 245V244H112ZM223 245H224V247H223ZM46 246V245H45ZM49 246H50V244H49ZM52 246V245H51ZM92 246V247H93ZM106 246H104V248H109V246H111L110 244L106 247ZM120 247H123V246H121V245H119ZM227 246H228V248H227ZM48 247V246H47ZM46 247V248H47ZM53 247V246H52ZM72 247V246H71ZM71 247H69V248H71ZM76 248H77V245L75 246ZM86 247V246H85ZM112 247V246H111ZM125 247V248H126ZM199 247V246H198ZM211 247V248H210ZM90 248H91V246H90ZM90 248L88 249V250H90ZM124 248V249H125ZM41 249V248H40ZM42 249H45V247L44 248H42ZM42 249H41V251H42ZM49 249L51 250V248H48V251H49ZM68 248L66 247V249H65V251H68L67 250ZM72 249L73 250H75L73 247H72ZM79 249H81V247H79ZM87 249V248H86ZM115 249V248H114ZM113 249V250H114ZM122 249V248H121ZM55 250V251H56ZM87 250V251H88ZM112 250V249H111ZM112 250V251H113ZM219 250V249H218ZM229 250V251H228ZM45 251H46V249H45ZM45 251H42V252H44V253H46ZM52 251H54V250H52ZM83 251H84V248H83ZM86 251V250H85ZM84 251V252H85ZM86 251V252H87ZM116 251H118V248H117V250ZM50 252L51 251H49V254H50ZM57 252V251H56ZM77 252V250L75 251V253ZM83 252V253H84ZM85 252V253H86ZM98 253H99V251H97ZM102 252V251H101ZM100 252V253H101ZM115 251H113V253H114ZM123 252V251H122ZM215 252V251H214ZM213 252V253H214ZM13 253V254H12ZM77 253H79V252H77ZM76 253V254H77ZM82 253V252H81ZM99 253V255H101ZM103 253V252H102ZM104 253V254H105ZM221 253H223V252H221ZM12 254V255H11ZM48 254V253H47ZM57 254V253H56ZM56 254H54V255H56ZM65 254H67V252H65ZM89 254H91V253H89ZM93 254V253H92ZM95 254V253H94ZM111 254H112V252H111ZM202 254H203V256L202 257H196V258H193V260L192 261H189V262H186V263H184V264H209V261H206V257H204V256H206V254H204L203 252H202ZM220 253H218V255H219ZM249 254V253H248ZM11 255V257L9 258V260H8V257ZM54 255H52V256H54ZM62 255V254H61ZM60 255V256H61ZM68 255V254H67ZM81 255V254H80ZM79 255V256H80ZM87 255H88V253H87ZM96 255V254H95ZM169 255V256H170ZM46 256H48V255H46ZM45 255H41V254H38V253H34V252H28V251H23L21 248H16L14 251H11L10 253H9V255H8V257H7V259H5V261L4 262H6L7 260L8 261H10V264H52L51 262L49 263L48 261H50V260H52V259H50V260H48L47 258H49V256H51V255H49L48 257H46ZM66 256V255H65ZM76 256V255H75ZM75 256H73L72 255V257H75ZM77 256H78V254H77ZM76 256V257H77ZM82 256V258H83V260H82V263H80V264H88V262H86V261H84V256L83 255H81ZM90 256V255H89ZM93 256V255H92ZM102 256V255H101ZM100 256V257H101ZM242 256V257H241ZM75 257V258H76ZM98 257V256H97ZM97 257H94V258H96L97 259ZM179 257H181V255H179ZM245 257V256H244ZM52 258V257H51ZM53 258H55V257H53ZM59 257L57 256V259H58ZM62 258V257H61ZM65 257H63V259H64ZM78 258V257H77ZM56 259V258H55ZM55 259H54V261H55ZM56 259V260H57ZM66 259V258H65ZM64 259V261L66 262V261H70L71 262V260H72V258H71V260L70 259H68V260H65ZM74 259V258H73ZM93 259V258H92ZM99 259V258H98ZM97 259V260H98ZM103 259V258H102ZM80 260V261H81ZM85 260H86V258H85ZM94 260V259H93ZM171 260V261H172ZM177 260V259H176ZM234 260H232V261H234ZM243 260V259H242ZM7 261V262H8ZM57 261H59V260H57ZM57 261H56V264H58L57 263ZM62 262L61 263H63V264H66L65 262H63V260H61ZM73 261V260H72ZM79 261V262H80ZM88 261V260H87ZM90 261H92L91 259H90ZM95 262V261H94ZM95 262V263H96ZM90 263V262H89ZM92 263V262H91ZM7 264V263H6ZM55 264V263H54ZM72 264H77V261H73L72 262ZM210 264H216V263H210Z\"/></svg>",
	"mask_w": 264,
	"mask_h": 264
},
{
	"label": "crops",
	"instance_id": "3",
	"mask_svg": "<svg viewBox=\"0 0 264 264\" xmlns=\"http://www.w3.org/2000/svg\"><path fill=\"white\" fill-rule=\"evenodd\" d=\"M136 1L138 0H0V137L16 131L22 123L38 130L45 129L50 121L58 122L60 118L62 122L67 119L68 122L65 123H72L73 118L70 120V116L77 115L76 111L80 112V116L89 103L94 105L102 97L107 99L104 92L108 79L105 80L106 77L99 71L98 65L94 66L88 62L89 59L92 60V56L94 59L95 57L91 51L90 55H87L90 48L85 37L88 32L101 27L116 29L120 28V25L126 26L133 17ZM78 78L80 82L84 81L82 85L78 83ZM95 80L97 83L94 85ZM97 87H100V90H97ZM101 91L105 96L100 94ZM86 96L90 98L84 99L83 103ZM71 105L76 114H73ZM245 129L258 137H264V83L258 82L253 89ZM253 143L255 144V141L248 146L253 147ZM27 147L31 149L33 145L29 143ZM29 156L38 160L35 154L26 155ZM26 157L22 163L28 170L27 164L31 166L37 161ZM88 157L90 167L95 164L96 158L100 159V156L96 157L95 154ZM4 163V160H0V178H3ZM104 164L98 162L101 169L105 168ZM27 185L24 183V188L22 186L23 199L30 202H23L21 198L23 206L27 203L34 212H39L43 226H52L51 223L56 220L49 218L52 209L49 201L45 200L46 193L39 190V193L34 194L29 189L26 190ZM8 196L11 198L13 194L9 192ZM209 206L211 208H208V214L221 226L224 223L232 224L234 221L238 223L253 213L249 197L233 188L226 189L222 196L210 201ZM91 220L88 222L95 226L96 220ZM247 251L238 264H260V260L264 259V242L255 239L248 243ZM151 264L170 263L164 257L156 256Z\"/></svg>",
	"mask_w": 264,
	"mask_h": 264
},
{
	"label": "rangeland",
	"instance_id": "4",
	"mask_svg": "<svg viewBox=\"0 0 264 264\" xmlns=\"http://www.w3.org/2000/svg\"><path fill=\"white\" fill-rule=\"evenodd\" d=\"M259 2L260 3H258L257 1H255L254 3L260 8V9H262L263 11H264V0H259ZM262 2V3H261ZM259 4V5H258ZM263 4V5H262ZM260 5H262V6H260ZM92 61H94V62H92L93 64H94V66L95 65H97V62L94 60V58L92 57ZM251 98H252V96H251ZM103 99H104V101H103ZM102 100L100 99V100H98L97 101V103L96 104H94V106L92 105H89L88 107H90L91 106V108L93 109L94 107H95V105L97 106L98 104V106L100 107H104V108H97V107H95L94 109H96V110H94L93 109V111H94V113L92 112V109L91 108H88L92 113V117L90 116V117H88L89 116V114H90V111H88V109L86 110V113H87V117L85 118V116H83V115H81V116H77V118L75 117V119L73 120V122L75 121V122H79L80 124H75V122H74V124L72 123V124H66V123H62V121L60 122V124L61 125H63V126H65V127H67L68 126V128L70 129V130H75L76 128H78V127H76V126H79V128L78 129H76V130H79V131H84L85 129V125H86V120L87 119H89V118H91V119H93L94 117V120L97 122V121H99V122H97L100 126H101V129H102V131L103 132H106V134L104 133L103 135H108L109 134V131H111V132H120L121 131V127H120V125H117V124H113V123H115V119L113 120V118H114V116L112 115L113 114V110H112V103L109 105V103H110V101H107L105 98H103ZM106 100V101H105ZM109 102V103H108ZM104 103V104H103ZM107 103H108V105H107ZM101 104H103V105H101ZM98 109H102V110H100V112H98L99 110ZM98 110V111H97ZM98 112V114L100 115H98L99 117H97V112ZM102 111L104 112L105 111V114L108 112V111H111V112H109V114L108 115H103V113H102ZM84 112H85V110H84ZM102 113V114H101ZM112 113V114H111ZM103 115V116H102ZM108 118H107V117ZM80 117V119H79V121L77 120L78 118ZM96 117H97V119H96ZM103 117H106L105 119L103 118ZM85 120H84V119ZM81 119H83L82 121H84V126H82L83 125V122L81 121ZM104 120H106V121H104ZM107 120L110 122V121H112V122H107ZM81 122H82V125H81ZM52 122L50 121L48 124H47V126L49 125V124H51ZM59 123V122H58ZM102 125H101V124ZM104 123V124H103ZM65 124V125H64ZM27 125V124H26ZM70 125V126H69ZM72 125H73V127H74V129H73V127H72ZM46 126V127H47ZM81 126H82V128H81ZM28 127H29V125H28ZM71 127V128H70ZM76 127V128H75ZM84 127V128H83ZM30 128V133H33V134H36V136L35 137H23V139L22 138H18V137H16L15 135H14V133L16 132V131H14V132H12V134L11 133H8V135L7 134H5V135H1L2 137H0V160H4L5 161V165H7V166H5V169H6V167H15V169H16V171H17V173H19L18 171L19 170H21V169H19L20 167H23L22 166V162L24 161V159H25V157H26V155H27V153L26 152H29V153H31L30 152V150L31 151H36L35 152V154H36V156H38L39 158V161H43V162H40L39 163V161H38V163L36 164V165H32V167L31 168H33V172L34 173H30V169H28V171L29 172H27V173H30V174H28V175H30V178H29V180H31V183L33 184V185H36L35 186V190L34 191H31V192H33L34 194H36V192H38L39 193V190H43V192L44 193H46V196H45V200H46V202H48V204L49 205H51V209H52V215H51V217H49L51 220H56V222H52L51 223V225L52 226H43V222H41V219H40V217H39V215L40 214H38L37 212H35V213H33L32 214V212H33V210L28 206V207H25V206H27V205H25V206H23V203H21V202H18L19 200L17 199V192H16V194H15V191H12L11 193L13 194V198H14V200L12 199V198H6L5 199V201L6 202H8V204L11 206V207H15V209H19V208H17V207H20V208H23L24 210H27L29 213H31L32 214V217H33V215H35L34 217V222H36L35 223V225H37V224H39V225H37L36 226V228L38 229V231H39V234L41 235L40 237H44V238H41V240H43V239H45L46 238V236L49 238V239H51L53 236V238H52V240L54 241H51L50 240V242H48L47 244H44L42 241V245L44 244V247H45V249H46V251H45V249H42V248H44L43 246H41V249H42V251H45L46 253H44V252H42L41 251V249H40V253L39 254H43V255H51V256H49V258H47L48 260H50V259H52V260H50V261H48L49 263L51 262H53L52 264H56V261L57 260H59V261H57V263L58 264H63V263H61L62 261L61 260H63V262H65L64 261V259L65 260H68V259H70L71 260V258H72V260L73 261H77V264H80V263H82V260H83V258H82V256L81 255H83L84 256V261H86V262H88V264H97V262L96 261H101V260H104L105 259V256L107 257V255L108 254H110V255H108V257H110V256H113V255H115L116 253H118L119 255H118V257L119 256H123V255H127V251H126V249H128L129 247H130V245L128 244V246L126 247L125 246V244H123V241H122V237L124 238L125 237V235L127 234V235H129L130 234V231H131V233L133 234V232L134 231H136V230H138L139 229V225H141L142 224V222H141V220H140V218L141 217H136L137 215L138 216H142V219H143V217H144V215L143 214H146V216L144 217V219L146 220V217H147V215H148V213H146V211L148 212V210L147 209H145L144 210V208L141 206V205H139L140 206V208L142 207L143 208V210H142V208L140 209L139 208V206H137L138 205V201L140 202L142 199H144V198H146L147 196L148 197H150V198H146L145 200H143V201H141L142 203L144 202V201H146L147 203H149V200L151 199V194H154V196H156V194L158 193V195L159 196H166L167 195V193H168V195L167 196H169V198L171 199V201L173 200V198L174 199H176V196H175V194H177L178 192L176 191V190H173L172 191V189L170 190V189H168V188H166L165 187V191H164V187L163 188H161V190L159 191V189L157 190V192H156V190H155V192L154 191H149V192H152V193H150L149 195L147 194L146 195V192H148V191H143V192H141V194H142V197H140L141 196V194L140 195H135V194H132V193H129L130 192V190H126L127 191V193L125 192V190H121L120 191V189H121V181H120V175H122V172H123V174H127V171H128V173L130 172L129 170L131 169L130 168V166L129 165H126V164H128V163H123V161L122 160H124V158H122V157H118V153L120 152V151H115V149H113L112 147L113 146H110V148L111 149H108L109 148V145H108V143H106V142H104V143H106L105 145H103V143H101L99 146L97 145V147H96V145L95 146H93L94 144L93 143H91L92 145H90L89 146V144L87 143V142H85L84 140H83V137L84 138H86V136H82V135H80V136H75L74 137V141L72 142V143H75L76 145H74L73 144V146L71 147V145H66L67 143H65V140H62V139H64V137H62L61 135V137H62V139H61V137L59 136H56V135H51V136H41V135H38L39 133H41V131L43 132V130H38L37 128H31V127H29ZM81 128V129H80ZM118 128H120V131H119V129ZM118 129V130H117ZM35 131H39V132H36L35 133ZM101 131V132H102ZM200 130H198V132H199ZM204 132H208V133H214V141H215V139L218 141L217 142V144H219L220 145V148L222 149V152H223V155H224V153H225V150H223V149H225V145L223 144V142L222 141H219V140H222L221 139V134H220V131L219 130H210V131H208V130H203ZM101 132H98L99 134L101 133ZM102 132V133H103ZM164 132H165V135H171V134H173V133H175V131H173V130H164V131H156V132H151V134H153V135H155L156 136V138H160L161 136H164ZM88 133V132H87ZM98 133H96V134H98ZM212 133V134H213ZM92 134V133H91ZM94 134V133H93ZM7 135V136H6ZM103 135H99L100 137L101 136H103ZM157 135H158V137H157ZM29 136H34V135H29ZM82 136V137H81ZM97 136V137H96ZM96 136H94V138L96 137V138H98L99 136L98 135H96ZM46 137V138H45ZM54 137V138H53ZM56 137L58 138V139H56ZM88 137H90L91 139H92V137L93 136H91V135H89ZM87 137V138H88ZM99 137V138H100ZM53 138V139H52ZM95 138V139H96ZM48 139V140H47ZM51 139V140H50ZM57 140L58 142L60 141V139L62 140L60 143L62 144V146H63V148H62V146H61V144L60 143H58V144H56L55 143V145L53 144V143H50V142H53V140ZM100 139H102V137L100 138ZM243 139H244V137H243ZM242 139V140H243ZM20 140H23L24 142H22V144L19 142ZM31 140V141H30ZM40 140V141H39ZM76 140V141H75ZM141 141H143V140H140V142ZM80 142H83V143H87L86 145L85 144H83V143H80ZM216 142V141H215ZM221 142H222V144L223 145H221ZM243 142H245V140L243 141ZM3 145H2V144ZM29 143H33L32 145H33V147L31 148V149H29V151H26V152H24V149H26V150H28L26 147L29 145ZM37 144V146H36V144ZM41 143V144H40ZM50 143V145L49 146H51V144H52V146L51 147H49L48 146V149H45V147L44 146H46V145H48ZM139 143V141L137 140V142H136V144H138ZM60 144V145H59ZM71 144V143H70ZM244 145L242 146V148L244 147V149H243V152H244V156L246 155V157H247V160L250 162V164L247 166V168H253V167H256V166H259V167H264V143H263V152H262V147H260V149L258 148L259 146L258 145H260V144H257V148H256V151H257V149H258V151H260L261 150V155L263 154V156H261V155H259L258 156V158H254L252 155H254V151L252 152V150H254L255 148H253V147H249V146H247L245 143H243ZM57 145H59L58 146V148H57ZM68 147H66V146ZM83 145H84V148L82 149V150H80L81 149V146L83 147ZM260 145V146H261ZM55 146V148H53ZM61 146V147H60ZM65 146V147H64ZM75 146V147H74ZM87 148H86V147ZM102 146V147H101ZM105 146V147H104ZM20 147V148H19ZM37 147V148H36ZM43 148L44 147V149H45V151L43 150V149H41V150H39V148ZM47 147V146H46ZM60 147V148H59ZM90 147V148H89ZM92 147V148H91ZM94 147H96V148H94ZM107 147V148H106ZM53 148V149H52ZM67 148V149H66ZM253 148V149H252ZM4 149V150H3ZM21 149V150H20ZM35 149H37V150H35ZM50 149H52V150H50ZM55 149V150H54ZM63 149H66L65 151H63ZM81 151H79V150ZM87 149V150H86ZM104 149V150H103ZM111 150L112 151V149H113V151H115L118 155H117V157L121 160H119L118 158H116L115 159V157H116V153L114 152L113 154L114 155H111L112 154V152H111V154H108V153H110V152H108V151H106V150ZM12 150V151H11ZM68 150H71V152H69ZM73 150V151H72ZM80 152H78V151ZM84 150V151H83ZM117 150V149H116ZM40 151H43L42 153L40 152ZM47 151V152H46ZM49 151V152H48ZM52 151V152H51ZM54 151V152H53ZM74 151L76 152V154L74 153ZM83 151V152H82ZM104 151V152H103ZM255 151V152H256ZM2 152V153H1ZM13 152V153H12ZM16 152V153H15ZM26 153V155L24 154V153ZM46 152V153H45ZM57 152V153H56ZM65 152H66V154H65ZM68 152V153H67ZM95 152V153H94ZM43 153H45L44 155H43ZM48 153V154H47ZM50 153V154H49ZM74 153V154H73ZM121 153V152H120ZM256 153H258V152H256ZM1 154H3V155H1ZM32 154H33V152H32ZM62 154V155H61ZM93 154H95V156L97 157V156H100V159L99 158H96L95 159V164H93V166L92 167H90L89 165H88V162L87 161H89V159L87 160V157L88 156H92ZM103 154V155H102ZM106 154V155H105ZM25 155V156H24ZM68 155V157H66ZM73 155H76V156H73ZM79 155V156H78ZM83 155H85V156H83ZM121 155V154H120ZM47 156H49V157H47ZM72 156V157H71ZM78 156V157H77ZM102 156H103V158L104 159H102ZM114 156V158H112ZM9 157V158H8ZM16 157H17V159H16ZM20 157V158H19ZM43 157H45V161L47 160V162L49 161L51 164H53L54 165V167H53V165H52V168H51V165H50V163L48 162V164L50 165V168L51 169H48L49 168V165L47 164V163H45V161L44 160H42V159H44ZM47 157V158H46ZM58 157H60V158H58ZM108 157V158H107ZM111 157V158H110ZM40 158H42V159H40ZM51 158V159H50ZM56 158H58L59 160L61 159V168H59L60 166H59V164H57V162L59 161L58 159H56ZM62 158H64V159H62ZM71 158V159H70ZM79 158V159H78ZM81 158V159H80ZM89 158V157H88ZM253 158V159H252ZM11 161H10V160ZM53 159H54V161H53ZM66 159H68V160H66ZM99 159V160H98ZM19 160H23V161H19ZM51 160V161H50ZM57 160V161H56ZM64 160V162L63 163H65L64 165H63V163H62V161ZM72 162L73 160L75 161V162H73V163H70V161ZM102 160V161H101ZM107 160L109 161V162H107ZM117 162H116V161ZM80 161V162H79ZM120 163H119V162ZM125 161V160H124ZM7 162V163H6ZM20 163V165H19V163ZM60 162H58V163H60ZM97 162V163H96ZM98 162H103V163H105L104 164V166H105V168H103V169H101L100 167H99V165H98ZM111 162V164L113 165V166H111V164H109L108 165V163H110ZM226 162H227V158L224 160V165L226 164ZM10 165H9V164ZM17 163H18V165H17ZM45 163V164H44ZM71 164V165H69V164ZM76 163V164H75ZM77 163H79L78 165H81V166H79V167H77L76 165H77ZM106 163H107V165H106ZM121 164V165H119V164ZM16 164V165H15ZM13 165V166H12ZM41 165H45L46 167L48 166V168H46L45 170H47V171H43V169H42V167H45V166H42L41 167ZM66 165V166H65ZM74 165H75V167H74ZM16 166H19V168L18 167H16ZM64 166V167H63ZM68 166H70L69 168H68ZM118 167V168H116V167ZM123 167V168H121V167ZM128 166H129V169H128ZM25 167V166H24ZM41 167V168H40ZM66 167H67V169H66ZM110 167V169H112L113 167H114V169H112V170H110V169H108V168ZM112 167V168H111ZM126 167H127V169H126ZM225 167V166H224ZM56 168H57V173H56V171H54V170H56ZM63 168V169H62ZM77 168V169H76ZM17 169H19V170H17ZM41 169V170H40ZM54 169V170H53ZM74 169V170H73ZM116 169H118V170H116ZM264 169V168H263ZM49 170H53V171H51V172H54V173H56L55 175H54V173H51ZM64 170V171H63ZM102 170H103V173H102ZM107 170H109L110 171V173L112 172V171H114V173L112 172L111 174L109 173V171H108V173L106 172ZM121 170V171H120ZM126 171V173H125V171ZM37 171H39V172H37ZM64 173H63V172ZM67 171V172H66ZM78 171V172H77ZM116 171V172H115ZM41 172V173H40ZM50 172V173H49ZM60 172V173H59ZM62 172V173H61ZM66 172V173H65ZM68 172L70 173V174H68ZM74 172V173H73ZM90 172V173H89ZM120 172V173H119ZM224 172H225V169H224ZM26 172H25V174H27ZM37 175H39L40 176V178H39V176H37ZM43 173V174H42ZM48 173V174H47ZM105 173H106V175L108 174V176H110V175H112L110 178L107 176L106 177V175H105ZM116 173H119V174H117L116 175ZM132 173V172H131ZM130 173V175H132ZM264 173V172H263ZM41 174V175H40ZM45 174V175H44ZM52 176H51V175ZM61 174V175H60ZM110 174V175H109ZM44 175V176H43ZM51 177H50V176ZM59 175V179H58V177H55V176H58ZM67 175V176H66ZM70 175V176H69ZM73 175V176H72ZM94 175V176H93ZM105 175V177H103ZM2 176H3V178H6L5 177V175H4V173H2ZM19 176L21 177V176H23L22 174L20 175V173H19ZM43 178H42V177ZM48 176H49V178H48ZM72 176V177H71ZM85 176H88V178L87 177H85ZM90 176V177H89ZM97 176V177H96ZM100 176V177H99ZM223 176H225V177H222L221 178V180H220V182H219V187H217V189L215 188V189H212V190H209L208 192H206L205 194H202L201 193V195H199L198 197H197V199H196V201H194L193 202V204L191 205L192 207H191V210L193 211V213H196L195 214V216H196V218L195 219H197V224H195V226H193L194 224H192V226L194 227V229H195V232L196 233H194L193 231H194V229L193 228H187L185 225H187V223L188 222H185V225H182V224H184L183 222L184 221H182V223H181V225H182V227L184 226V229H186V230H184V229H182V227H181V231L184 233V237H183V240L180 242V246H181V248L184 250V251H186L185 253H189L190 254V256H187L186 258H184V254H178L177 255V258H175L174 260H172V257H171V255H170V253L169 252H167L168 250L166 249H163V250H161L160 249V251L157 253V255L156 256H159V257H164L170 264H184V263H186V262H189V261H192L193 260V258H196V257H202L203 256V254H202V252L204 253V254H206V256H204V257H206V261H209V264L210 263H216V264H238L239 263V261L241 260V259H243V257L242 258H240V260L239 261H236V260H234V259H232V260H234V261H228L227 260V255L229 256V254H228V252H227V250L225 249V251H226V253H227V255H226V253H224L225 251L224 250H222V249H220V247H222V245L221 244H224L225 245V247H226V245H229V248H230V245H236L235 244V242L237 243V245L242 241V242H244L245 243V245H246V248H248V243H250V242H252V241H254L255 239H259V240H262L263 242H264V218H263V216H264V211L262 212V214H260L261 212H258L257 213V211H256V209H255V207H254V204H253V202H252V200L250 199V195H249V192L247 193V191H248V189H247V187H245L243 184H239V183H237V182H233V183H229V181H228V179H227V177H226V175H225V173L223 174ZM45 177V178H44ZM62 177V178H61ZM65 177V178H64ZM71 177V178H70ZM74 177V178H73ZM83 177V178H82ZM92 177V178H91ZM94 177V178H93ZM119 177V178H118ZM262 177V178H261ZM260 177V179H258V180H255L254 182H251L250 184L255 188V189H257V191L259 192V196L261 197V199H262V202L264 201V176H263V174H262V176ZM21 178L23 179V181H21ZM19 180L21 181V184H23V183H27L25 180H24V178L23 177H21ZM33 178V179H32ZM66 178H68V179H66ZM79 178V179H78ZM88 180H87V179ZM96 178V179H95ZM102 178H104L103 180H102ZM41 179V180H40ZM44 179V180H43ZM61 179V180H60ZM74 179H76L75 181H74ZM90 179H93V180H90ZM106 179H108V182H106L105 180ZM110 179V180H109ZM111 179H113L112 181H111ZM43 180V181H42ZM63 180V181H62ZM66 180V181H65ZM69 180V181H68ZM80 180V181H79ZM94 180H96L95 182H94ZM114 180L116 181V183L114 182ZM120 182H119V181ZM65 182V183H62V182ZM73 181V182H72ZM77 181V182H76ZM86 181V182H85ZM99 181V182H98ZM106 182V186H104L103 184V182ZM111 181V182H110ZM227 181V182H226ZM70 182V183H69ZM80 182V183H79ZM92 182H93V184H96V185H92ZM258 182V183H257ZM261 182V183H260ZM74 183V184H73ZM78 183H79V185H78ZM84 183H87L88 184V186H86L87 184H84ZM99 183V184H98ZM113 183V184H112ZM89 184H91L90 186H89ZM110 184L111 185H113V186H111L110 187ZM117 184H119V186L117 185ZM24 185V184H23ZM71 185V186H70ZM84 185V186H83ZM109 185V188H107L108 189V191L109 192H107V189H106V187ZM250 185V187L249 188H251L252 186ZM256 185V186H255ZM73 186V187H72ZM75 186V187H74ZM79 188H78V187ZM95 186H97V187H95ZM116 186V187H115ZM118 186V187H117ZM57 187H58V189H57ZM64 187V188H63ZM82 187L84 188V189H86L87 187V189H86V191L87 192H84V190L82 189ZM90 187V188H89ZM93 187V188H92ZM102 187V188H101ZM115 187V188H114ZM262 187V188H261ZM61 188V189H60ZM75 188V190H73ZM80 188H81V190H80ZM92 188V189H91ZM111 188V189H110ZM116 188H119V189H116ZM229 188H233V189H236V190H239V191H242V193L243 194H245V195H247V197H249V199H250V201H251V203H252V205H253V213L251 214V216L250 215H248V216H246V217H244V218H242L240 221H238V223L237 222H233L232 224H227V223H224L223 224V226H221L219 223H217V222H215V220H213V218L211 217V215L210 214H208V208H211L210 206H209V202L210 201H212V200H214L215 198H217V197H219V196H222L224 193H225V191H226V189H229ZM62 190V192H59L60 190ZM76 189H78V190H76ZM97 189V190H96ZM104 189H106V191H104ZM168 189V190H167ZM252 189V188H251ZM26 190H28V189H26ZM31 190V189H30ZM116 190V191H115ZM166 190H167V192H166ZM77 191L79 192V193H77ZM90 191V192H89ZM117 191H120V192H117ZM125 193H124V192ZM129 191V192H128ZM162 191H164V193H166V194H164V193H162ZM263 191V192H262ZM59 192V193H58ZM82 192V193H81ZM105 192H107L106 194H103V193H105ZM113 192H117V198H115L114 199V197H115V194L116 193H113ZM172 192V193H171ZM177 192V193H176ZM85 193V194H84ZM88 193V194H87ZM89 193H92V194H90L89 195ZM97 193L99 194V195H97ZM124 193V195L121 197V195ZM129 193V194H128ZM143 193L146 195H143ZM162 193V194H161ZM171 193V194H170ZM175 193V194H174ZM181 192H179L178 193V195H179V197H180V194ZM73 194V195H72ZM78 194V195H77ZM95 194V195H94ZM101 194H102V196H101ZM112 194H114V197H112L114 200H112L111 199V196H112ZM132 194V195H131ZM172 194H174V195H172ZM262 194V195H261ZM60 195V196H59ZM70 195V196H69ZM111 195V196H110ZM129 195V196H128ZM1 196V195H0ZM15 196V197H14ZM72 196V197H71ZM106 196V197H105ZM128 196V197H127ZM130 196L132 197L133 196V198H135V196H136V199H137V196H139V198L137 199V200H135V199H133V198H130ZM143 196H145V197H143ZM153 195H152V197H154ZM174 196V197H173ZM182 196V195H181ZM263 196V197H262ZM74 197H76V198H74ZM88 197V198H87ZM91 197V198H90ZM94 197V198H93ZM121 199H120V198ZM178 197V196H177ZM3 198V197H2ZM123 198H124V200H123ZM4 199V198H3ZM57 199H59V202H58V200ZM82 199V200H81ZM85 199V200H84ZM102 199V200H101ZM106 201H105V200ZM110 200V203L112 202L113 204H110V205H112L111 206V208L113 207V205L118 201V200H120L121 202H122V204H124V206L123 205H118L119 203H120V201L119 202H117V204H115L114 205V207L111 209L110 208V205H108V202L107 201H109ZM129 199V200H128ZM141 199V200H140ZM149 199V200H148ZM12 202H11V201ZM87 200V201H86ZM127 200H128V202H127ZM131 200L134 202V204H133V206H132V204H130L131 203ZM81 201H82V203H81ZM100 201V202H99ZM113 201H116V202H113ZM124 201V202H123ZM125 201H126V203H129L130 204V207H127V205L128 204H126L125 203ZM135 201H137L136 203H135ZM174 201V200H173ZM62 202V203H61ZM104 202V203H103ZM146 202L145 203H143V204H146ZM83 203H85L84 205H83ZM107 203V204H106ZM264 203V202H263ZM20 206H19V205ZM103 204H104V206H103ZM136 204V205H135ZM60 205V206H59ZM88 205V206H87ZM116 205H118L119 207H116L115 208V206ZM194 205V206H193ZM58 206V207H57ZM84 206V207H83ZM127 207V209L128 208H131V209H129V210H131L132 212L135 210L136 212H137V214L136 213H134L133 212V214L135 215H133V214H131V211L130 212H128L129 210H127L126 209V207ZM134 206L136 207L137 206V208H134ZM146 207H147V205H145ZM144 206V207H145ZM264 206V205H263ZM72 207V208H71ZM84 208V210H83V208ZM85 207H88L87 209L85 208ZM111 209V211L113 210V212H115V213H112L110 210H109V208ZM120 207H123L122 209H124V210H122V209H120ZM71 208V209H70ZM101 208V209H100ZM103 208V209H102ZM114 208L116 209L115 211H114ZM134 208V210H132ZM139 208V211L141 212H138V209ZM30 209V210H29ZM59 209L60 210H63V211H59ZM69 209V210H68ZM91 209V213L89 212V210ZM119 209V210H118ZM82 210V212L80 213V211ZM105 212H103V211ZM122 212H121V211ZM127 210V211H126ZM30 211H32V212H30ZM57 211H59V214L61 215V214H63V215H59L58 213H57ZM69 212V216H68V212ZM76 211V212H75ZM88 211V212H87ZM106 211L109 213V217H108V220H107V217L106 216H103V215H107L108 213H106ZM123 211L125 212V214L123 213ZM143 211V212H142ZM60 212H63V213H60ZM85 212V213H84ZM99 214H98V213ZM111 212V213H110ZM172 212H173V210H172ZM174 212H175V210H174ZM57 213V214H56ZM77 213V214H76ZM89 213L90 214H92V215H89ZM95 215H94V214ZM121 213V214H120ZM123 213V214H122ZM130 215H129V214ZM140 213V214H139ZM143 213V214H142ZM192 213V214H193ZM37 214V215H36ZM54 214H56V215H54ZM73 214V215H72ZM83 214H86V216H84ZM89 216H88V215ZM112 214H114V215H112L113 217H117V219H116V221L115 220H113L114 218H110L111 217V215ZM117 214V215H116ZM142 214V215H141ZM200 214V215H199ZM67 215V216H66ZM72 215V216H71ZM79 215L81 216V217H79ZM120 215V216H119ZM121 215H126L125 217H127V218H125L124 216H122L121 217ZM184 215V214H183ZM194 215V214H193ZM67 217L66 219V221H65V218H63L64 219V221H63V219L61 218V217ZM71 216V217H70ZM78 216V217H77ZM91 216V217H90ZM94 216H95V218H94ZM97 216H100V217H97ZM101 216H103V217H105V218H101ZM108 216V215H107ZM119 216V217H118ZM132 216H134V218L132 217ZM200 216V217H199ZM256 216V219H257V222H256V225L255 226H252L253 225V221H255V219H253L254 217ZM259 216V217H258ZM262 216V217H261ZM60 217V218H59ZM74 217V218H73ZM75 217H77V218H75ZM87 217H89V218H87ZM93 217V218H92ZM121 217V218H120ZM125 218V220L127 219V222H125V220L123 221V219ZM194 217V216H193ZM197 217H199V218H197ZM69 218V219H68ZM80 218V219H79ZM99 218H101V220L99 219ZM122 219V221L120 220V219ZM131 218H133V219H131ZM135 218H137V219H135ZM58 219H62V221H63V223L62 222H59L60 220H58ZM89 219H95L96 220V225H98V226H96L98 229H96V227L95 226H92V227H89V222H88V220ZM105 221H107L108 222V224L106 223V222H104V220ZM111 219V220H110ZM120 221H119V220ZM246 219V220H245ZM69 220V222H67ZM71 220V221H70ZM72 220H73V222H72ZM84 220V221H83ZM135 220V221H134ZM139 221V223L137 222V221ZM77 222V224H76V222ZM79 221V222H78ZM86 221H87V223H86ZM100 221H103V224H101L102 222H100ZM112 221L114 222L113 223V225H115V226H113V225H111L112 224ZM117 221L120 223V224H122L121 222H123L124 224H123V226H125V223H130V224H126V227L127 228H129L130 229V231H128V229L126 230V231H124L123 230V232H125V233H122L121 231H122V228H123V226H122V228H120L121 226H118L119 225V223H117ZM134 221V222H133ZM143 221V220H142ZM244 221V222H243ZM249 222V223H247V222ZM67 222V223H66ZM84 222V223H83ZM99 222H100V224H99ZM135 222H137V223H135ZM141 222V223H140ZM57 224L56 226H58V227H56V226H54V224ZM62 223V224H61ZM68 223H69V226H68V229L70 228V229H73V231H71L70 230V232H74V230L75 231H77L76 233H77V235L79 236L80 235V233H82V235H80L79 237L78 236H75V232L72 234V233H70V234H72V235H74V236H71V237H69L68 236V234H69V232H67V230H65V228L64 229H62V227H64V225L63 224H65L66 226V228H67V225H68ZM109 223H111L110 225H111V228H112V230H114L113 232H115V233H113L112 234V230L110 229V231L108 230V227H110V225H109ZM61 224V225H60ZM74 224V225H73ZM76 224V225H75ZM80 224H81V226H80ZM85 225V227H83V225ZM87 224H89V225H87ZM132 224H135V226L133 225L132 226ZM138 224V225H137ZM261 224V225H260ZM41 225V226H40ZM70 225L72 226L73 225V227H70ZM102 225H103V228H104V226H105V228L104 229H106V231L108 232L109 231V234L111 235L112 234V236L113 235H116V236H113L112 238L110 237V235L107 233V235H105L106 233H103L105 230L102 228ZM137 225V226H136ZM196 225H197V227H196ZM39 226V227H38ZM61 226V227H60ZM75 226V227H74ZM86 226H88L89 227V229L87 230V228L88 227H86ZM91 226V225H90ZM118 226V227H117ZM139 226V227H138ZM187 226H191V224L190 223H188V225ZM262 226V227H261ZM42 227H43V229H42ZM83 229L84 228V231H82L81 230V228ZM95 227V228H94ZM107 227V228H106ZM117 227V229L115 230V229H113V228H116ZM126 227H125V229H126ZM131 227H132V230H131ZM133 227H134V230H133ZM55 228H57V231L58 232H60V234L63 232H67L68 234H66L67 236H66V241L64 240L65 239V237H64V235H63V233L61 234L62 236H60V234L58 235L57 233L58 232H56V234L58 235V236H60V237H58L57 235H55ZM58 228H61V229H58ZM75 228V229H74ZM85 228H86V230H85ZM93 228V230H91V229ZM101 228L104 230V231H102L101 230ZM135 228H137V229H135ZM94 229H96V231L98 232V234H97V232H95V230ZM119 229H121L120 231H119ZM124 229V228H123ZM190 229H192V230H190ZM59 230H61V231H59ZM90 230V232L89 233H91V234H89L88 232H86V231H89ZM140 230V229H139ZM81 231V232H80ZM94 231V232H93ZM105 231V232H106ZM118 231V232H117ZM133 231V232H132ZM178 231H179V233L181 232L180 231V229H178ZM203 231H208L210 234H211V236H212V240H214V246H212V248H211V250L214 252H209V250H208V248H207V245L206 244H204L201 240H199L198 239V241H196L195 242V244H194V242H192V238L195 236V235H197L198 233L197 232H199V234H200V236H201V234H202V232ZM87 233V235H91L92 237H94L95 236V239H97V238H99L98 239V241L99 242H97V240H95L94 241V238H92L91 236V238H89V236H87L86 235V233ZM111 232V233H110ZM188 232H191V233H188ZM45 233H46V236H45ZM64 233V234H65ZM79 233V234H78ZM93 233V234H92ZM116 233H118V234H121L122 235V237H117V235L118 234H116ZM178 233V232H177ZM205 233V232H204ZM53 234V235H52ZM69 234V235H70ZM106 236V237H104V235ZM186 234H188L187 236H186ZM198 234V235H199ZM85 235V236H84ZM98 235V236H97ZM102 235V236H101ZM121 235H119V236H121ZM124 235V236H123ZM126 235V236H127ZM181 234H180V238H181V236H182ZM52 236V237H51ZM87 236V237H86ZM102 237V238H100V237ZM70 239H69V238ZM75 237V238H74ZM82 237H84V238H82ZM97 237V238H96ZM128 237V236H127ZM60 238V239H59ZM64 238V239H63ZM80 238V239H79ZM82 238V239H81ZM86 238H89V239H87L88 241H87V243H86ZM108 238H109V240H108ZM116 240H115V239ZM118 238V239H117ZM191 238V239H190ZM55 239H58V242L59 243H61L60 245H59V243L55 240ZM68 239V240H67ZM72 239H73V242H72ZM74 239H75V241L77 240V239H79L80 241H81V243H80V241L79 240H77L76 242L74 241ZM104 239H107V241L108 242H110L111 240H113V242H110V243H108L106 240H104ZM121 239V241H119ZM189 239V240H188ZM63 240V241H62ZM119 241V243H118V241ZM44 241V240H43ZM58 243V245L59 246H61V247H59V251H58V249L56 250V248L58 247L57 246V243ZM63 242V244L64 243H66V242H69V241H71L70 243H69V245H68V243H66L67 245L65 246V244H64V249H61V248H63V244H62V242ZM65 241V242H64ZM83 241H84V243L86 244L85 246H83L84 244H83ZM91 243H90V242ZM106 241V242H105ZM228 241V242H227ZM238 241V242H237ZM51 242H52V244H51ZM92 242H93V244H92ZM118 243V244H116V243ZM241 242V243H242ZM55 243H56V245H55ZM72 243V244H71ZM73 243H76V244H73ZM78 243H79V245H78ZM99 243V244H98ZM105 243V244H104ZM106 243H108V245L110 244L111 246H109V248H104V246H106ZM115 243V244H114ZM226 243V244H225ZM49 244H50V246H49ZM71 244V245H70ZM81 244V245H80ZM91 244V245H90ZM96 244V245H95ZM113 244V245H112ZM46 245V246H45ZM53 247H52V246ZM55 245V246H54ZM77 245V248L75 247ZM96 246L95 247V249L97 248V245H98V247H100L101 246V248L104 250V249H106L105 250V252L107 251V250H109L110 251V253L107 251L106 253H108V254H106L101 248H99L100 250H96V252H94L95 250H94V246ZM100 245V246H99ZM107 245V246H108ZM119 245H121V246H123V247H120ZM224 245H223V247H224ZM48 246V247H47ZM75 249V250H73L72 249V247ZM90 246H91V248H90ZM93 246V247H92ZM106 246V247H107ZM199 246V247H198ZM47 247V248H46ZM56 247V248H55ZM66 247L68 248L67 250L68 251H65V249H66ZM69 247H71V248H69ZM79 247H81V249H79ZM126 247V248H125ZM48 248H51V250L49 249V251H51L50 252V254H49V251H48ZM83 248H84V251L86 250H88L89 248H90V250H88L86 253L83 251ZM87 248V249H86ZM115 248V249H114ZM117 248H118V251H116L117 250ZM122 248V249H121ZM125 248V249H124ZM227 248H228V246H227ZM115 251L114 253H113V251ZM219 249V250H218ZM52 250H54V251H52ZM57 252H56V251ZM77 250V252H79V253H77L78 254V256H77V254L75 253V251ZM97 251H99V253L102 255H99V253L97 252ZM123 251V252H122ZM229 251V250H228ZM65 252H67V254H65ZM82 252V253H81ZM84 252V253H83ZM111 252H112V254H111ZM221 252H223V253H221ZM48 253V254H47ZM57 253V254H56ZM87 253H88V255H87ZM89 253H91V254H89ZM93 253V254H92ZM96 255H95V254ZM105 253V254H104ZM218 253H220L219 255H218ZM13 254V253H12ZM11 254V255H12ZM54 254H56V255H54ZM62 254V255H61ZM81 254V255H80ZM11 255L8 257V260H9V258L11 257ZM52 255H54V256H52ZM61 255V256H60ZM66 255V256H65ZM72 255L73 256H75V257H72ZM80 255V256H79ZM90 255V256H89ZM93 255V256H92ZM170 255V256H169ZM179 255H181V257H179ZM48 256H46V257H48ZM57 256L59 257L58 259H57ZM98 256V257H97ZM101 256V257H100ZM155 256V257H156ZM243 256H244V254H243ZM52 257V258H51ZM53 257H55V258H53ZM62 257V258H61ZM63 257H65L64 259H63ZM94 257H97V259L96 258H94ZM74 258V259H73ZM85 258H86V260H85ZM94 260H93V259ZM103 258V259H102ZM54 259H55V261H54ZM82 259V260H81ZM90 259L92 260V261H90ZM177 259V260H176ZM7 260V261H8ZM71 260V262L70 261H66L65 263L66 264H72V261ZM81 260V261H80ZM88 260V261H87ZM172 260V261H171ZM4 262L3 264H10V261H8V262ZM80 261V262H79ZM96 263H95V262ZM90 262V263H89ZM92 262V263H91ZM260 264H264V259L263 260H260Z\"/></svg>",
	"mask_w": 264,
	"mask_h": 264
}]
</instances>
